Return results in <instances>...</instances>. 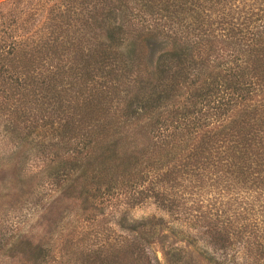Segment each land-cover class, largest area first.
Returning a JSON list of instances; mask_svg holds the SVG:
<instances>
[{
    "label": "trees",
    "instance_id": "16d2710c",
    "mask_svg": "<svg viewBox=\"0 0 264 264\" xmlns=\"http://www.w3.org/2000/svg\"><path fill=\"white\" fill-rule=\"evenodd\" d=\"M8 135L55 215L15 228L11 263L264 264V0H0ZM147 201L196 258L161 218H128Z\"/></svg>",
    "mask_w": 264,
    "mask_h": 264
},
{
    "label": "rangeland",
    "instance_id": "374dc122",
    "mask_svg": "<svg viewBox=\"0 0 264 264\" xmlns=\"http://www.w3.org/2000/svg\"><path fill=\"white\" fill-rule=\"evenodd\" d=\"M12 6L13 2H5L4 4L6 9ZM28 146V144H22V147L14 148L13 139L9 135L0 137V264H13V262L11 263L13 258L10 257L11 255L8 251L9 243L7 242H9L10 236H13L16 227L20 228L19 230L24 236H34L36 228L47 231V226L51 221L50 218L53 219V216H55H44V220L41 221L43 217L41 214L43 210L45 212L48 203L39 202L42 187L39 186L38 180L41 176L32 173L34 168L32 167L31 159H21V155L25 153L23 150L27 149ZM19 150H22V152L18 154ZM17 158L20 162L27 163V168L19 175V179H16L13 173V160ZM71 206L68 205V208H63L64 213L61 214L62 218L59 219L57 227L61 226L67 229L73 224L76 212L75 208ZM96 214V217H93L95 218L94 223L103 230L104 238L110 236L111 220L108 217ZM149 217L161 218L166 222L167 228L160 229L159 233L157 232L160 234L159 237H165L163 238L164 240L162 239L164 244L184 247L191 256L196 258V249H200L202 244L197 242V244H193L195 248L192 246L187 247L184 242L185 236L186 234H193V231L184 226L181 221L170 219L150 201L132 208L128 213V218L135 220ZM150 248L161 261V245L154 243ZM197 263L203 264L198 259Z\"/></svg>",
    "mask_w": 264,
    "mask_h": 264
}]
</instances>
